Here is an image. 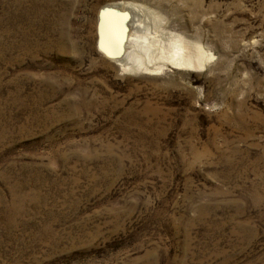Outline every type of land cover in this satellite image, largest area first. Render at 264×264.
I'll return each instance as SVG.
<instances>
[{"label":"rangeland","instance_id":"obj_1","mask_svg":"<svg viewBox=\"0 0 264 264\" xmlns=\"http://www.w3.org/2000/svg\"><path fill=\"white\" fill-rule=\"evenodd\" d=\"M0 264H264V0H0Z\"/></svg>","mask_w":264,"mask_h":264},{"label":"bare ground","instance_id":"obj_2","mask_svg":"<svg viewBox=\"0 0 264 264\" xmlns=\"http://www.w3.org/2000/svg\"><path fill=\"white\" fill-rule=\"evenodd\" d=\"M114 8H116V7H114ZM129 9L131 10V12H133L134 10H137L134 7H130ZM106 16H107V14H106ZM103 23H108L109 25L106 24V26L113 30L112 32L111 31L105 32V34H104L105 37H102V40L100 42V47L104 50V52L108 56L116 59L117 61H120L123 64V66H126L130 69H134L136 67H137V69L141 68L140 65H132L130 63L124 62V60H123V56L125 54L126 47H128V42L126 39V33L124 32V31H127V27L124 24L123 18L118 17V19H116V20H113V18H109V19L104 18ZM122 32H124L125 34ZM180 43H181V41L179 42L178 48H182ZM133 54H135V53L132 51L131 57L133 56ZM178 56H180V55H178Z\"/></svg>","mask_w":264,"mask_h":264}]
</instances>
